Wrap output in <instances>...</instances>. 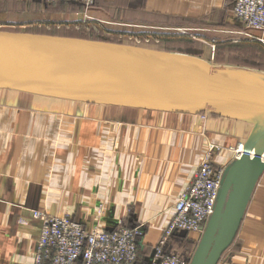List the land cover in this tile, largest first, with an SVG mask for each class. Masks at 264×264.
<instances>
[{
  "label": "crops",
  "instance_id": "crops-1",
  "mask_svg": "<svg viewBox=\"0 0 264 264\" xmlns=\"http://www.w3.org/2000/svg\"><path fill=\"white\" fill-rule=\"evenodd\" d=\"M236 1L96 0L91 15L99 22L92 24L125 23L131 30L140 27L157 35L183 26L223 27ZM1 4L8 8H0V15L28 9L39 16L29 24L19 22L20 27L38 28L46 20L58 26L44 33L87 38L67 30L71 24L77 29L86 25L78 2L2 0ZM13 25V21H0V28ZM42 98L0 88V264H33L40 225L34 210L71 215L90 230L141 224L140 260L148 263L174 217L177 200L206 154L217 166L226 167L236 158L249 129L247 123L208 114L65 99L39 103ZM263 178L233 248L219 264H264ZM188 235L197 244V235ZM176 239V235L168 238L163 246L166 254H193L195 248L175 252Z\"/></svg>",
  "mask_w": 264,
  "mask_h": 264
},
{
  "label": "water",
  "instance_id": "water-1",
  "mask_svg": "<svg viewBox=\"0 0 264 264\" xmlns=\"http://www.w3.org/2000/svg\"><path fill=\"white\" fill-rule=\"evenodd\" d=\"M242 71L138 45L0 28V88L36 95L264 125V80ZM244 146L224 168L190 264H219L237 238L264 174V132Z\"/></svg>",
  "mask_w": 264,
  "mask_h": 264
},
{
  "label": "built area",
  "instance_id": "built-area-1",
  "mask_svg": "<svg viewBox=\"0 0 264 264\" xmlns=\"http://www.w3.org/2000/svg\"><path fill=\"white\" fill-rule=\"evenodd\" d=\"M42 1L78 2L84 8L83 22L89 25L88 20L94 19L90 15L96 0ZM232 14L236 24L245 28L246 36L264 46V0H237ZM242 146L237 147L236 157L243 152ZM224 168L213 162L210 153L206 154L177 200L174 217L155 247L151 264H190L192 255L166 254L163 246L169 237L182 232L196 234L199 240L213 213ZM33 215L40 221L33 264H141L140 243L144 235L141 224L90 230L68 214L58 216L34 210Z\"/></svg>",
  "mask_w": 264,
  "mask_h": 264
},
{
  "label": "rangeland",
  "instance_id": "rangeland-1",
  "mask_svg": "<svg viewBox=\"0 0 264 264\" xmlns=\"http://www.w3.org/2000/svg\"><path fill=\"white\" fill-rule=\"evenodd\" d=\"M1 1L2 0H0V8H8V6H3L1 4ZM54 3L57 2H53V4ZM90 16L94 17L92 15ZM38 17L39 16H33L32 14H30V11H28V9L23 12L15 10V13H13V11H10L5 15H0V21L9 20L15 22L16 26L13 25L14 28L11 29L29 31L34 30V32L37 31L41 33H44L52 28L56 29V25L58 26V24H50L46 20L41 21L40 24L42 26L38 28H34L35 26L31 27L30 25L20 27L19 25V22H26L25 24H29L27 22H29L30 20H36ZM92 21H96V18H94L93 20H88L89 25L83 24L79 26V29L71 24L72 28H67V30H72L75 32L79 31V33L87 36V38L94 37L98 38L99 40L138 45L156 50H170L169 52L193 56L209 63L220 65L221 67L228 66L245 70V72L264 74V46L256 41H252L248 36H246L247 34L245 28H243L241 25L239 26L236 24L233 14L230 15L227 24L223 27H212L210 25H198L195 27L183 26L179 30L169 31L165 33L159 32V35H157V32L142 31L140 27L134 28L135 30H131V28L125 25V23H108L107 21L102 23V25L100 23L99 25L97 24L95 26L94 24H92ZM105 23H108V28L104 27L103 24ZM112 27L121 30H115ZM110 29H112V32ZM38 97H43V100L40 99L39 103H58L65 101L63 100V98H52V96H47L44 94H38ZM77 103L82 102L77 101ZM263 132L264 127H259L257 129L254 128L253 131V126L249 125V129L247 131V135L245 137L243 145L251 143ZM216 151L217 150H215V152ZM262 177H264V174ZM261 181V183H264V178L261 179ZM188 234L190 233L185 232L176 234L177 239L175 243V252L184 254L187 252H192V250L195 248L196 242L193 240V238H190ZM232 248L233 245L230 249ZM229 250L225 254H227ZM224 257L225 256H223V259Z\"/></svg>",
  "mask_w": 264,
  "mask_h": 264
},
{
  "label": "bare ground",
  "instance_id": "bare-ground-1",
  "mask_svg": "<svg viewBox=\"0 0 264 264\" xmlns=\"http://www.w3.org/2000/svg\"><path fill=\"white\" fill-rule=\"evenodd\" d=\"M213 65L215 67H218V68H227V67H221L220 65H215V64H213ZM242 72H245V71H242ZM247 73L264 80V74L263 73H255V72H247ZM252 126H253V128H256V129L259 128V127H264V125H262V124H256V125H252Z\"/></svg>",
  "mask_w": 264,
  "mask_h": 264
},
{
  "label": "trees",
  "instance_id": "trees-1",
  "mask_svg": "<svg viewBox=\"0 0 264 264\" xmlns=\"http://www.w3.org/2000/svg\"><path fill=\"white\" fill-rule=\"evenodd\" d=\"M80 5H82V4H80ZM83 36H84V35H83ZM183 233H185V232H183ZM167 240H168V239H167ZM167 240H166V242H167ZM166 242H165V243H166ZM164 246H165V244H164ZM225 255H226V254H225ZM225 255H224V256H225Z\"/></svg>",
  "mask_w": 264,
  "mask_h": 264
}]
</instances>
